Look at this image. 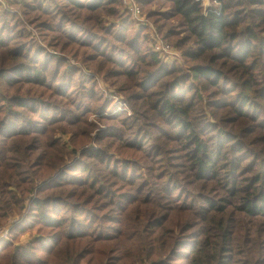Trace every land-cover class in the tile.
<instances>
[{"label": "clouds", "instance_id": "9594fccd", "mask_svg": "<svg viewBox=\"0 0 264 264\" xmlns=\"http://www.w3.org/2000/svg\"><path fill=\"white\" fill-rule=\"evenodd\" d=\"M93 3L100 7L90 10L76 6ZM73 23L86 26L83 31L77 30L78 38L91 40L93 46L66 39L53 41L43 27L63 25L67 31ZM199 29L208 31L201 35ZM208 36L221 46L205 50ZM5 41L7 46L0 45V54L23 44L28 57L13 59L10 64H21L29 73L44 70L51 82L50 88L12 89L10 93L0 87V123L9 112L7 99L19 96L32 107L12 109L16 126L48 129L43 136L33 133L20 142L38 148L50 141L59 144L54 154L59 163H49L43 171L37 169L35 183L59 180L63 173L75 175L73 165L81 163L88 173L100 177V183L110 189V196L98 198L94 191L86 189L74 193L71 185L43 195L35 190H20L6 205L0 203V250L8 247L0 264H6L7 257L17 250L36 252L41 261L45 259L39 252L42 241L60 239L63 229L39 226L44 209L36 208L34 202L56 195L74 205L86 204V209L100 221L96 230L123 232L121 239L104 250L107 259L103 264H264V234L242 224L233 227L225 240L227 225L221 223L222 218L212 214L202 220L198 204L183 214V223L176 227L169 224L159 230L148 228V214L136 225L104 223L105 217L122 215L116 203L144 182L158 193L161 209L181 195L180 191L170 198L164 194L176 182L191 194L190 204L201 194L217 198L224 194L217 182L196 179L193 162L188 158L191 152L185 147L187 141L169 140L162 134L165 130L170 133L173 126L158 117L155 105L170 101L179 116L168 119L185 127L190 123L189 135L195 132L210 143L215 132L209 133V129L223 127L235 116L231 107L218 109L215 105L224 100L235 103L245 82L254 85L252 92L264 87V0H0V42ZM96 45H102L101 51L106 49V55L116 60L127 59L125 68L96 52ZM39 46L45 51L33 63ZM224 52L233 58L225 56L215 63V67H224L229 73L221 84L229 89L234 81L241 85L228 96L220 86L213 87L194 71ZM4 60L0 55V66ZM133 68V75L115 74ZM69 83L70 99L56 95L57 86ZM111 114H119V119L105 118ZM53 120L56 122L51 123ZM77 120L79 123H75ZM247 123L241 119L228 130L238 131ZM110 127L115 134L100 139L99 134ZM137 137H143V147H129L137 143ZM100 152L108 154L113 165L118 164L130 177L135 179L138 174L136 183L114 180L99 164L95 154ZM42 153L47 156L46 150L42 149ZM131 208L139 209V205ZM47 211L53 214L52 208ZM62 219H69L67 209ZM84 244L91 246V239Z\"/></svg>", "mask_w": 264, "mask_h": 264}, {"label": "trees", "instance_id": "16d2710c", "mask_svg": "<svg viewBox=\"0 0 264 264\" xmlns=\"http://www.w3.org/2000/svg\"><path fill=\"white\" fill-rule=\"evenodd\" d=\"M77 7L86 6L90 10L100 7L99 4H77ZM43 27L49 30L52 40H68L72 43L93 46L91 40L81 41L78 38V29L85 30L86 26L73 23L67 31L63 25L55 27L44 24ZM77 29V30H75ZM212 30H215L214 24ZM201 35H204L208 29H199ZM205 50L213 47H220L215 38L208 36ZM115 39H123L116 36ZM7 41L0 42V45L7 46ZM54 46V44L50 45ZM25 45H18L16 48L2 53L5 57L3 66H0V87L5 93H10L12 89L32 88L43 89L50 88L51 82L44 76V70H33L28 72L27 68L21 64H10L13 59L24 57L28 59L24 52ZM102 45H96L95 51L101 55H106L107 50L101 51ZM43 46L36 49L33 63L39 61L40 53L44 52ZM135 51V48H133ZM227 56L232 59L230 53H218L208 65L197 66L194 69L196 74L208 81L213 87L220 86L225 96L231 94L227 85L221 82L227 80L229 73L224 67H215L216 61ZM109 60H114L121 69H124L128 63L127 59L116 60L112 56L106 55ZM51 63V59H47ZM135 69H129L125 72H117L116 75H133ZM252 83L245 82L242 86L243 91L237 97L235 103L224 100L215 107L223 109L231 107L235 116L230 117L223 127L218 129H209V133L215 132L212 141L205 142L200 138V134L193 132L189 135V129L192 127L189 123L187 127L183 124H177L175 120H170V116H179L175 106L166 101L163 104H156L157 115L165 119V123L173 126L169 133L165 130L162 134L167 135L169 140L187 141L186 149L191 152L188 157L193 162L196 170V179L205 183L217 182L219 191L224 193L219 198L206 197L201 194L196 201L188 203L192 199L191 194L182 189L178 182L174 183L171 191L165 190V195L169 198L174 192L180 191L181 195L167 208L161 209L160 202L157 200L158 193L151 188L148 182H144L136 189L134 193H125L116 203L121 216H109L104 218V223H115L117 225H136L139 220L148 214V228L159 230L169 224L172 225L176 214H181L177 226L183 223V214L190 211L197 204L199 205V214L202 220H207L212 214L220 216L221 223L227 225L224 229V239L228 240L233 227L249 224L257 233L264 234V87L257 88L255 92L250 91L253 88ZM241 87L237 82H233V88ZM71 84L66 87L57 86L56 95L70 99L69 91ZM235 91V90H234ZM9 106L8 115L5 121L0 123V203L7 204L15 195L20 194V190L38 191L43 194L42 187L50 192H59V190L68 185L73 186L74 193L81 189L94 191V196L98 198H107L110 196V189L100 183V177L88 173V168L84 164L77 163L73 165L72 171L75 175L69 176L67 173L61 174L59 180L45 181L43 186L36 184L38 179L37 169L46 170L49 163L53 166L59 163L55 160V155L59 149V144L50 141L46 146L36 147L32 144H22L24 138L33 133H39L41 136L48 132L47 128L17 127L14 121L17 117L12 109L16 107L31 108L30 103L19 96H11L7 99ZM51 108L49 109V115ZM110 120L119 119V114H111L105 117ZM247 120L245 126L238 131H229V126L238 124L239 120ZM56 121H51L55 123ZM75 123H79L77 120ZM181 129L183 131H181ZM157 131L160 128L157 127ZM115 134V129L110 127L106 132L99 134L100 139ZM135 144H129V147L142 148L143 137L134 138ZM16 141L17 143H13ZM42 149L46 150L47 156H43ZM96 158L100 165L108 171V174L125 184H135L139 175L130 177L127 171H121L118 164L113 165L112 159L103 152L96 153ZM159 155V153H157ZM33 157L32 169L26 168L29 160ZM85 173H88L85 175ZM243 178V181H242ZM32 186V189L29 188ZM74 193H69L70 196ZM27 195V191L24 192ZM93 197H89L91 200ZM112 201H110L111 205ZM139 205V209L131 208L132 205ZM34 206L44 211L40 213L38 225L46 229H63V234L58 240L42 241L39 252L45 259L41 261L36 252L20 251L12 253L7 257L6 264H103L107 259L105 251L109 245L117 239L123 237L122 231L103 229L96 230L100 221L96 215L86 209L85 205L72 204L66 201L62 196H46L44 201L37 199ZM53 209V214L49 215L48 209ZM63 210H61V209ZM65 209L68 211L69 219H62ZM131 209V211H130ZM162 213V214H161ZM184 227H188L184 224ZM91 239V246H85L84 242ZM225 249H221L223 253ZM8 247L0 250V257L7 254ZM110 264V262H109Z\"/></svg>", "mask_w": 264, "mask_h": 264}, {"label": "rangeland", "instance_id": "374dc122", "mask_svg": "<svg viewBox=\"0 0 264 264\" xmlns=\"http://www.w3.org/2000/svg\"><path fill=\"white\" fill-rule=\"evenodd\" d=\"M71 28V27H70ZM75 30H77V29H75ZM235 89L234 88H232V89H229L228 91H230V92H232V91H234ZM228 95H230V94H228ZM227 95V96H228ZM32 166H33V157L29 160V164L28 165H26V168H30V169H32ZM41 186H43L44 185V183H41L40 184ZM29 188H31L32 189V186H29ZM42 191H43V194L44 193H49L50 191H48L47 189H46V187H42ZM42 194V195H43ZM59 209H61V208H59ZM61 210H63V209H61ZM180 218H181V214H176L175 215V217H174V220H173V222H172V226L173 227H176L177 226V222L180 220ZM27 251V250H26ZM30 252V251H29ZM41 253V252H40ZM42 254V253H41ZM35 255L36 256H38L36 253H35ZM43 255V254H42Z\"/></svg>", "mask_w": 264, "mask_h": 264}]
</instances>
